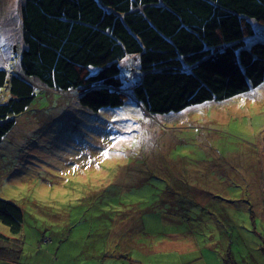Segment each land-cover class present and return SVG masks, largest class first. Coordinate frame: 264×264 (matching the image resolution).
<instances>
[{
    "label": "rangeland",
    "instance_id": "rangeland-1",
    "mask_svg": "<svg viewBox=\"0 0 264 264\" xmlns=\"http://www.w3.org/2000/svg\"><path fill=\"white\" fill-rule=\"evenodd\" d=\"M22 1L0 0V67L11 72L25 46ZM254 27L249 46L264 40V23ZM136 58L121 61L130 97ZM42 87L0 147V194L24 213L19 235L0 222L17 250L0 264H264V82L158 115L134 98L95 111L74 89ZM141 194L149 206L130 204Z\"/></svg>",
    "mask_w": 264,
    "mask_h": 264
},
{
    "label": "trees",
    "instance_id": "trees-1",
    "mask_svg": "<svg viewBox=\"0 0 264 264\" xmlns=\"http://www.w3.org/2000/svg\"><path fill=\"white\" fill-rule=\"evenodd\" d=\"M20 13L25 43L20 70L0 67V147L42 84L55 91L74 89L79 104L95 111L134 98L158 115L225 100L264 82V40L247 42L255 23H264V0H23ZM130 55L142 73L131 97L121 66ZM4 93L8 97L2 99ZM173 182L191 186L197 179L173 177ZM151 183L146 189H153ZM129 201L151 202L143 194ZM193 206L204 208L197 201ZM195 213L191 207L182 215L189 227L184 230L191 229ZM23 220L22 208L0 194V222L19 235ZM1 239L0 257L16 258L9 237L0 234Z\"/></svg>",
    "mask_w": 264,
    "mask_h": 264
},
{
    "label": "snow or ice",
    "instance_id": "snow-or-ice-1",
    "mask_svg": "<svg viewBox=\"0 0 264 264\" xmlns=\"http://www.w3.org/2000/svg\"><path fill=\"white\" fill-rule=\"evenodd\" d=\"M102 155H104V156H107V155H108V153H107V152H104V153H102Z\"/></svg>",
    "mask_w": 264,
    "mask_h": 264
},
{
    "label": "bare ground",
    "instance_id": "bare-ground-1",
    "mask_svg": "<svg viewBox=\"0 0 264 264\" xmlns=\"http://www.w3.org/2000/svg\"><path fill=\"white\" fill-rule=\"evenodd\" d=\"M227 188V187H226Z\"/></svg>",
    "mask_w": 264,
    "mask_h": 264
}]
</instances>
